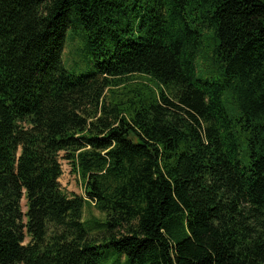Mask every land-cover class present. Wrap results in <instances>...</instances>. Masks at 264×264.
I'll return each mask as SVG.
<instances>
[{"label":"trees","instance_id":"1","mask_svg":"<svg viewBox=\"0 0 264 264\" xmlns=\"http://www.w3.org/2000/svg\"><path fill=\"white\" fill-rule=\"evenodd\" d=\"M107 263L264 264V0H0V264Z\"/></svg>","mask_w":264,"mask_h":264},{"label":"rangeland","instance_id":"2","mask_svg":"<svg viewBox=\"0 0 264 264\" xmlns=\"http://www.w3.org/2000/svg\"><path fill=\"white\" fill-rule=\"evenodd\" d=\"M72 35L73 32L71 30H68L65 49L63 53V58L67 62L66 67L69 71L75 73L77 76L81 74L90 73L91 71L89 70L88 67V58L84 44L80 39L77 40L71 39ZM203 68L204 67L202 62H199L200 75L203 78L210 77L211 75L205 73V70ZM212 77L218 79L217 75H212ZM156 82L158 81L156 80L151 81V84H154ZM163 87L165 86L163 85ZM61 163H62L63 173L59 181L62 188H64L67 191L75 192L77 194H85L83 182L76 174L72 172L71 165L64 159H61ZM84 219L90 222H95L96 220L101 221L104 219V214L100 212L92 203L91 205L85 206ZM97 224L98 223L95 222L94 225Z\"/></svg>","mask_w":264,"mask_h":264}]
</instances>
